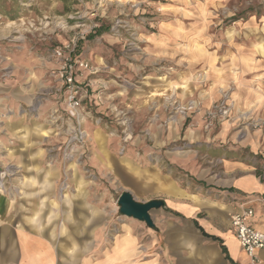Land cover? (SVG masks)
<instances>
[{"label":"rangeland","instance_id":"obj_1","mask_svg":"<svg viewBox=\"0 0 264 264\" xmlns=\"http://www.w3.org/2000/svg\"><path fill=\"white\" fill-rule=\"evenodd\" d=\"M58 49L92 66L78 78L82 142L72 139L78 123L57 76ZM0 85L7 89L0 120L22 109L32 128L21 140L0 127V190L15 194L20 178L38 181L34 169L7 161L11 154L38 161L44 177L34 187L53 195L36 199L35 213L20 198L27 204L13 219L54 227L62 246L64 235L73 239L74 227L87 224L78 203L89 215L81 196L90 192L93 211L108 219L105 233L116 236L126 218L119 196L135 189L124 169L132 160L162 164L186 181L162 162L166 151H183L186 162L197 150L210 175L221 161L207 145L236 144L264 129V0H0ZM21 92L32 98L28 105L16 103ZM102 144L113 162L100 169L94 158Z\"/></svg>","mask_w":264,"mask_h":264},{"label":"crops","instance_id":"obj_2","mask_svg":"<svg viewBox=\"0 0 264 264\" xmlns=\"http://www.w3.org/2000/svg\"><path fill=\"white\" fill-rule=\"evenodd\" d=\"M1 87L0 109H5L7 89L6 85ZM17 99L25 105L32 100L22 92L15 98L16 103ZM21 110L0 120V127L10 136L22 140L31 135L32 128L26 122V113ZM221 135L225 138L227 131ZM20 145L24 148V143ZM20 149L15 148L16 151ZM98 150L101 153L95 152L94 161L101 169L113 162L112 151L107 144H102ZM204 151H213V157L220 158L221 171L208 175L201 170L197 150L191 151L186 162L183 158L187 154L183 151L165 152L162 162L167 160L177 171L184 173L186 181L178 174L174 177L165 172L162 164L154 162L140 166L134 159L124 166L135 188L130 192L137 201L162 199L166 202V207L151 211L154 227L125 216L120 233L108 237L105 212L93 211L96 205L88 202L92 197L88 192L81 198L86 199V206L91 205V213H81L82 205L78 203L79 216L83 215L87 224L80 222L77 229L74 227L79 233L73 239L67 240L64 235L62 246L55 241L54 227L45 224L42 229L37 221L19 223L13 219V210L22 211L27 204L20 202V198L28 199L33 205L29 210L35 213L39 206L35 200L53 195L34 187L35 182H42L44 177L38 175V161H22L6 154L7 161L14 157L18 166L34 169L31 172L38 181L33 177L20 178L15 194L0 190V264H248L249 257L232 229L231 218L234 213L251 208L254 215L250 224L264 233V129L250 132L236 144L229 140L214 146L209 144ZM52 182L55 189V182ZM101 195L93 194V198L100 199ZM67 216L64 221L70 227ZM67 224L63 225V234L67 232ZM259 256L264 264V251H259Z\"/></svg>","mask_w":264,"mask_h":264},{"label":"built area","instance_id":"obj_3","mask_svg":"<svg viewBox=\"0 0 264 264\" xmlns=\"http://www.w3.org/2000/svg\"><path fill=\"white\" fill-rule=\"evenodd\" d=\"M56 56L60 61L57 76L61 82V88L65 90L67 112L78 123L72 139L82 142L84 141V132L81 128L83 90L78 84V78L92 71V66L83 58H73L71 51L67 52L64 49L56 50ZM253 215L254 210L251 208L236 212L232 215L231 225L240 246L249 257L248 264H262L259 251H264V233L250 224Z\"/></svg>","mask_w":264,"mask_h":264},{"label":"water","instance_id":"obj_4","mask_svg":"<svg viewBox=\"0 0 264 264\" xmlns=\"http://www.w3.org/2000/svg\"><path fill=\"white\" fill-rule=\"evenodd\" d=\"M118 205L122 215L132 217L145 222L150 227H154L151 211L166 207V202L162 199H153L147 202L137 201L129 191H124L119 196Z\"/></svg>","mask_w":264,"mask_h":264},{"label":"trees","instance_id":"obj_5","mask_svg":"<svg viewBox=\"0 0 264 264\" xmlns=\"http://www.w3.org/2000/svg\"><path fill=\"white\" fill-rule=\"evenodd\" d=\"M103 27H102V25L100 26V27H98L97 29H96V31L94 32V34H92V35H90V37L91 38H93V37H95V36H97V35H101L102 34V32H103Z\"/></svg>","mask_w":264,"mask_h":264}]
</instances>
